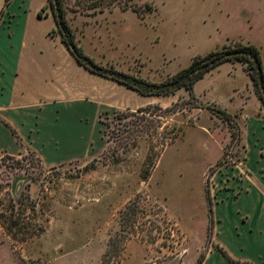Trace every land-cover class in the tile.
<instances>
[{
  "label": "rangeland",
  "instance_id": "rangeland-1",
  "mask_svg": "<svg viewBox=\"0 0 264 264\" xmlns=\"http://www.w3.org/2000/svg\"><path fill=\"white\" fill-rule=\"evenodd\" d=\"M87 3L69 0L67 18L78 45L104 68L159 83L187 67L196 55L235 42L256 46L264 68V0H129L143 9L154 8L142 17L117 6L93 13L86 9ZM37 5H45V0H14L9 17L7 9L3 16L0 13V24L19 25L15 15L27 11L23 23L28 34L36 36L41 31L34 12ZM48 35L58 36L51 31ZM53 83L48 100L74 114L76 145L65 160H40L42 168L37 156L22 154L29 169L16 176L29 183L28 194L44 232L23 243L1 235L0 264H101L110 239L119 232L120 212L136 198L143 211L141 221L146 223L144 232L139 230L138 237L126 241L122 252L121 243H115L108 260L197 264L207 245L206 187L213 203L227 187L230 168L244 160L241 116L262 118L261 112L256 113L259 105L264 114L245 65L224 63L198 81L194 86L198 109L187 108L185 90L170 96H142L78 64L58 73ZM174 103H178L175 113L152 109L162 122L159 133L169 135L176 127L180 134L167 144L143 182L140 172L148 151L147 136L123 153L114 138L108 141L111 128L106 125L122 111L157 105L166 109ZM244 104L246 110L241 111ZM215 105L238 115L236 124L222 120L224 115ZM219 160L223 165L216 167ZM154 225L158 231L152 230ZM149 230L156 239L153 244L146 241Z\"/></svg>",
  "mask_w": 264,
  "mask_h": 264
},
{
  "label": "crops",
  "instance_id": "crops-1",
  "mask_svg": "<svg viewBox=\"0 0 264 264\" xmlns=\"http://www.w3.org/2000/svg\"><path fill=\"white\" fill-rule=\"evenodd\" d=\"M41 7L34 8L35 15ZM26 14L15 15L19 25L0 24V119L18 136L0 122V153L21 157L30 151L43 162H59L71 157L78 130L74 114L48 99L58 73L77 63L59 36L48 35L55 29L52 16H36L41 31L35 36L28 34L23 23ZM245 108L244 104L241 111ZM258 112L262 118L241 116L244 160L230 168L226 189L212 203V244L234 260L250 264H264V114L260 105ZM202 264L231 263L209 246Z\"/></svg>",
  "mask_w": 264,
  "mask_h": 264
},
{
  "label": "trees",
  "instance_id": "trees-1",
  "mask_svg": "<svg viewBox=\"0 0 264 264\" xmlns=\"http://www.w3.org/2000/svg\"><path fill=\"white\" fill-rule=\"evenodd\" d=\"M68 1L69 0H46L45 5L40 8L36 16L38 19L52 16L55 29L51 31V33L56 32L58 34L61 43L74 58L76 63L89 73L114 81L147 97L170 96L180 90H185L189 96L187 103H185L187 108L198 109L201 107L198 105L197 98L194 94L195 84L203 79L206 74L224 63H240L245 65L246 74L254 86L255 94L264 107V68L261 52L256 46L243 44L241 42L231 43L222 47L220 50L212 51L205 55H196L187 67L179 70L162 82H149L114 69H107L99 66L87 56L82 47L78 45L75 30L67 18L68 11L71 10ZM10 2L11 0H4V5L0 11L2 16ZM115 6L123 11L130 9L140 17L154 10L151 5H147L143 9L139 6L129 4V0H89L86 9L92 10L93 13H103L105 10H110ZM177 104L178 103H174L171 107L166 109H162V107L157 105L152 108L149 106L139 108L136 111H122L115 114L113 116V121L106 125L108 129L111 128L108 133V141L110 138H114V141L119 146H123V153H126L129 148H135L137 146V140L142 138L143 135L147 136V139H144V141L147 144L148 151L145 163L140 172V179L143 182L149 178L151 170L154 168L158 157L164 151L167 144L173 142L180 134V129L176 127L172 128L169 135L165 132L159 133V129L162 128V122L158 119V115L152 113V109L165 113H175L174 107L177 106ZM215 106L217 110L223 113L224 116L222 120L227 121L229 125L236 124L238 115L228 113L226 109H223L219 105ZM0 122L18 139L15 130L12 129L8 123L2 119H0ZM239 141H241V138H239ZM27 154L28 156L35 157L30 151H28ZM25 160V157L18 159L6 154L0 157V236L5 235L19 243L38 237L44 232L43 226L38 222L35 201H33L28 194L29 183L25 182L21 176H16V172L21 171L27 174L29 166L26 167L24 165ZM36 161L38 162L37 165L42 168L40 160L36 158ZM222 165V160L216 163V167H221ZM94 169V167L91 168V170ZM29 181L34 182V177H31ZM205 191L208 201L209 216L206 251L209 246H212L231 264H250L248 262L234 260L222 247L212 244L214 226L212 201L210 191L207 187ZM142 218H144L143 211L136 198L133 202L128 203L120 212L119 232L110 239L108 250L102 256L101 264H113L108 258L110 255H113L111 250L115 243H121L119 252H122L124 251L126 241L132 237H138L137 234L139 230L144 232L143 227L146 223L141 221ZM167 224L170 226V231L174 232L170 223ZM158 229L159 228L154 225L152 230L158 231ZM148 232H150V230ZM172 236L173 235L169 233L168 238ZM141 239L144 238L141 237ZM146 241L152 244L156 242L151 232L148 233ZM206 251L200 254L197 259V264H202ZM117 257H120V254H118ZM117 263H119L118 260Z\"/></svg>",
  "mask_w": 264,
  "mask_h": 264
}]
</instances>
